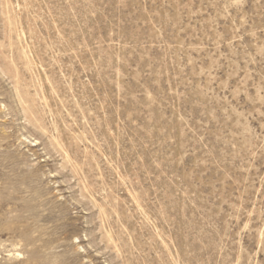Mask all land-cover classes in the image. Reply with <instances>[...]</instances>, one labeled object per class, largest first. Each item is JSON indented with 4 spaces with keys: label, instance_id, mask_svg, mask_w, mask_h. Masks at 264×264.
Here are the masks:
<instances>
[{
    "label": "rangeland",
    "instance_id": "374dc122",
    "mask_svg": "<svg viewBox=\"0 0 264 264\" xmlns=\"http://www.w3.org/2000/svg\"><path fill=\"white\" fill-rule=\"evenodd\" d=\"M0 264H264V0H0Z\"/></svg>",
    "mask_w": 264,
    "mask_h": 264
}]
</instances>
